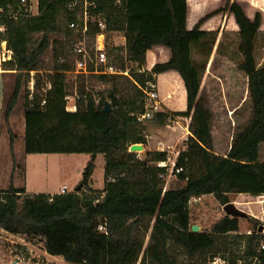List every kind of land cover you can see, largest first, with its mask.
<instances>
[{"label": "trees", "instance_id": "trees-1", "mask_svg": "<svg viewBox=\"0 0 264 264\" xmlns=\"http://www.w3.org/2000/svg\"><path fill=\"white\" fill-rule=\"evenodd\" d=\"M84 7L85 0H40V13L32 15L21 0H0V26L5 27L0 38L13 50L2 73L15 75L2 113L12 152L17 134L11 118L22 107L26 153L90 154L72 191L30 193L12 178L0 190V229L39 240L49 254L71 264H211L215 258L225 264H264L263 220L250 217L251 227L242 231V217L226 213L194 230L192 210L194 198L202 195H213L224 206L240 194L264 196V61L256 57L264 12L255 9L250 15L240 0H229L191 26L189 0H88L90 16L106 22L110 63L123 70L130 61L143 66L156 47L167 49L168 57L145 71L130 69V75L78 73L70 81L68 73L81 58L74 49L83 40L71 24ZM224 11L239 27L251 110L222 155L214 149L213 112L202 87L214 49L223 47L225 35L219 37V30L204 24ZM99 31L91 21L87 35L93 58ZM121 32L125 43L110 45V34ZM50 54L53 62L48 64ZM32 71H37L33 90ZM168 72L182 79L186 107L162 109L151 120L139 121L145 109L140 85ZM98 82L106 87L98 90ZM70 95L77 97L74 110L68 109ZM107 101L111 109L104 111ZM178 116L190 118V134L174 166L167 150H146L145 157L130 150L136 143L148 145L150 125L165 127ZM100 155L105 159L102 188L93 182ZM19 167L24 177L25 167ZM170 173L182 186L166 188Z\"/></svg>", "mask_w": 264, "mask_h": 264}, {"label": "rangeland", "instance_id": "rangeland-1", "mask_svg": "<svg viewBox=\"0 0 264 264\" xmlns=\"http://www.w3.org/2000/svg\"><path fill=\"white\" fill-rule=\"evenodd\" d=\"M227 1L229 0H189L191 26L200 16L225 6ZM240 1L250 15H253L255 9H260L264 12V0ZM204 27L219 30V37H221L223 32L225 33L223 47L217 50L216 46L211 56L202 87V95L213 112L212 133L214 149L215 151L223 152L231 144L238 126L242 125L249 117L251 110L249 78L241 68L244 57L239 49L240 37L237 30L239 27L233 15L228 11L221 12L208 20ZM109 42L110 45L123 44L125 42L123 33L110 34ZM152 54L157 56L152 61H163L167 58L168 51L163 47H156L153 49ZM256 57L259 63L264 61V23L262 32L257 39ZM150 60L151 57L143 64L145 69L151 66ZM52 62L53 58L52 54H50L47 58V63L50 64ZM143 66L129 62L130 69L142 68ZM0 73V190L7 189L12 178L16 186H26L30 193L50 192L58 189H60L58 192H61L62 185H67V191L74 190L82 180L90 154L79 152L26 153L24 139L26 118L22 107H19L11 118L12 130L17 134L15 152L13 153L10 147L9 130L4 122L2 113L12 91L15 75L2 73V71ZM172 75L178 76L176 73H171L169 77L159 76V85L162 96V108L176 110L181 105H184V99L181 89L175 87V79ZM76 77V73H68L70 81L75 80ZM105 87L106 84L104 83H96L98 90H102ZM70 96L68 109L74 110L77 97L76 95ZM189 121L190 118L185 116L175 118L161 130L163 139L156 141L154 145L156 148L168 149L170 165H173L176 159V149L179 150L183 147L182 144L185 141L182 139L186 137L185 133ZM150 130L154 131L155 128H150ZM144 155L142 154V157ZM260 158L264 159V142L261 144ZM15 161L18 165L15 164ZM20 164L25 167L24 177L22 176V169L19 167ZM104 166L105 159L103 155H100L93 175L94 186L98 188H102L105 184ZM182 184L175 174L170 173L168 175L166 188H177L182 186ZM260 199L248 194H240L233 201L239 209L249 215L242 217L240 220L242 231H248L251 227L252 221L250 217H256L264 221V211ZM192 210L196 216L193 222L199 226V229L210 226L214 220L226 214L224 205L213 195L205 196L197 203L193 201ZM0 264L71 263L65 261L61 256L49 254L39 240H23L0 229Z\"/></svg>", "mask_w": 264, "mask_h": 264}, {"label": "built area", "instance_id": "built-area-1", "mask_svg": "<svg viewBox=\"0 0 264 264\" xmlns=\"http://www.w3.org/2000/svg\"><path fill=\"white\" fill-rule=\"evenodd\" d=\"M88 0H85L84 11L79 14L78 20L71 24L72 28L80 30L83 34V40L76 44L75 53L81 55V58L76 61V69L71 71L72 73H110L118 74L123 73L130 75V68L126 70L121 69L113 63H110V58L107 52L108 46V32L106 22L102 19L96 20L94 17H91L87 8ZM76 2L72 3V7L76 6ZM21 5L25 7L26 11L30 12L32 15L40 13V0H21ZM93 21L98 23L100 31L97 33L95 40L93 41V49L95 52V57L93 58L90 55L88 49V35L90 22ZM5 27L0 26V32L4 31ZM13 56V50L8 47L7 40L0 38V71L3 72L2 63L8 59H11ZM93 66V70L92 67ZM135 70L145 71V68H137ZM70 72V73H71ZM1 74V73H0ZM37 71H32L30 76V88L33 90L36 82ZM48 87H51V82H46ZM140 85V84H139ZM143 90L145 109L143 112L138 114V120L141 122H147L151 120L154 115L158 114L163 108L161 101V91L159 85V77L155 75L154 79L147 81L145 85H140ZM68 99L71 96L67 97ZM45 102V101H44ZM76 108V105H74ZM175 165V161L173 165ZM181 170L177 169L179 172ZM72 191V190H68ZM67 185H64L61 188V192H68ZM206 195L198 196L194 198V201L197 203L201 201ZM263 211H264V197L260 199ZM211 264H225V261L222 258H215Z\"/></svg>", "mask_w": 264, "mask_h": 264}, {"label": "crops", "instance_id": "crops-1", "mask_svg": "<svg viewBox=\"0 0 264 264\" xmlns=\"http://www.w3.org/2000/svg\"><path fill=\"white\" fill-rule=\"evenodd\" d=\"M258 6H260V5H258ZM191 8V7H190ZM191 23V22H190ZM191 25V24H190ZM125 43V42H124ZM123 43V44H124ZM158 48V47H157ZM152 52H153V50H150L149 52H148V57H147V60L149 59V57H151V60H150V62H151V66H148L147 68L148 69H150L156 62L155 61H152L153 59H156V57L157 56H155V54H152ZM167 57H168V55H167ZM167 59V58H166ZM165 59V60H166ZM143 68H144V66H143ZM171 73H175V72H168V73H165V74H163V75H161L162 77H165V76H167V77H169V75L171 74ZM177 74V73H176ZM179 76V75H178ZM171 77V76H170ZM184 105H181L180 107H178L176 110H182V109H184L185 107H186V91H185V95H184ZM189 124V123H188ZM166 127V126H165ZM165 127H158V126H154V125H150L149 126V129H148V133H149V135H148V145L147 146H144V149L140 152L139 151V153H140V156L142 157V154L144 155V152L146 151V150H166V149H164V148H156V147H154V145L156 144V141L158 142V141H160V140H162L163 138H162V136H161V134H163L162 133V131L161 130H163V128H165ZM150 128L152 129V128H155V130L154 131H151L150 130ZM189 134H190V131H189V127H188V125H187V131H186V133H185V138L184 139H182L183 141H185V139H187V137L189 136ZM153 139V140H152ZM183 147H181L179 150H177L176 149V152H175V157H177L178 156V153H179V151H181L182 149H184V147H185V142H183ZM230 146H231V144L228 146V148L225 150V151H223V152H218V151H216L217 153H219V154H222V155H225L227 152H228V150L230 149ZM176 147V146H175ZM174 147V148H175ZM260 149H261V145H260ZM168 150V149H167ZM175 151V150H174ZM170 154V153H169ZM144 157H145V155H144ZM262 161H264V159L263 158H260ZM64 185H62L61 187H63ZM26 187V186H25ZM26 190H27V192H29L28 191V189L26 188ZM58 191H60V189H58V190H55V191H50L49 193H55V192H58ZM249 195V194H248ZM252 197H254V198H263L264 196H258V197H255V196H252ZM3 230V229H2ZM5 231V230H4ZM6 232V231H5ZM14 235V234H13ZM17 236V235H16ZM19 237V236H18ZM21 238V237H20ZM23 239V238H22ZM24 240V239H23ZM17 261H19V260H17ZM16 261V262H17Z\"/></svg>", "mask_w": 264, "mask_h": 264}, {"label": "water", "instance_id": "water-1", "mask_svg": "<svg viewBox=\"0 0 264 264\" xmlns=\"http://www.w3.org/2000/svg\"><path fill=\"white\" fill-rule=\"evenodd\" d=\"M110 109H111V105L107 101L106 102V106L104 107L103 110L104 111H109ZM143 149H144V145L143 144H140V143L133 144L131 146V148H130L131 151H137V152L142 151ZM224 209H225L226 213L228 215H231V216H238V217H245V216H247V214L243 210L239 209L233 202H230V203L226 204L224 206ZM193 229L194 230H200L199 229V226L197 224H195L193 226ZM260 230L261 231L264 230V225H261L260 226Z\"/></svg>", "mask_w": 264, "mask_h": 264}, {"label": "bare ground", "instance_id": "bare-ground-1", "mask_svg": "<svg viewBox=\"0 0 264 264\" xmlns=\"http://www.w3.org/2000/svg\"><path fill=\"white\" fill-rule=\"evenodd\" d=\"M172 76L175 79V81H174L175 87L181 89V92L183 94V99H185L184 98V95H185V90L184 89L185 88H184V84H183L182 79L179 76H174V75H172ZM166 87H168V86L166 85Z\"/></svg>", "mask_w": 264, "mask_h": 264}]
</instances>
